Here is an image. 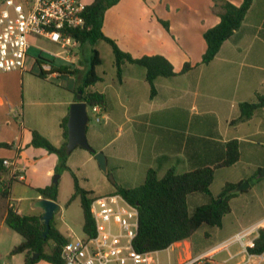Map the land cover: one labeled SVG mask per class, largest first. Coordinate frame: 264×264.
Listing matches in <instances>:
<instances>
[{
	"label": "crops",
	"instance_id": "1",
	"mask_svg": "<svg viewBox=\"0 0 264 264\" xmlns=\"http://www.w3.org/2000/svg\"><path fill=\"white\" fill-rule=\"evenodd\" d=\"M227 1L239 6L243 0ZM218 9L214 8L213 0H120L105 11L101 30L121 50L135 58L162 55L176 72L173 77L155 79V93L151 96L144 68L125 63L124 76L116 84L114 78L104 80V72L99 74L96 67L99 81L90 90L103 93L107 98L105 116L108 123L103 130L108 129L111 121L117 122L123 143L118 152H108L106 148L111 140H105L103 133H97L92 135V142L95 143L93 149L105 153L109 173L115 176L117 185L130 188L139 186L149 168L155 169L159 178L170 168L179 174L190 171L193 161L186 154L188 151L196 154L200 160L212 161L214 146L209 141L224 143L237 140L242 153L237 163L226 166L228 170L240 166V171L232 173L223 170L226 167L215 170L210 186L215 196L225 183H250L258 169L264 168V107L256 110L246 121L233 122L240 115L238 106L241 102H255L257 95L264 96V0H253L240 28L222 44L219 53L209 64H202L201 56L206 50L203 33L219 23ZM161 22H166L169 30ZM28 52L25 71L0 73V145H3L0 146V159L12 161L16 175L21 174V178H16L17 181L12 184L8 197L0 196V242L8 241L10 251L23 239L19 234L10 236L9 227L4 222L7 206L13 207L20 215L42 217L43 210L35 206L42 197L36 194L35 189L48 185L26 181L27 167L22 157L34 159L33 171L39 168L36 164L42 159L49 161L53 167L59 162L56 153L31 146V132L35 130L54 147H62L64 138L60 123L68 116L69 105L76 100L74 93L88 70L87 59L84 58L83 63L80 58L85 52V44H81L75 52L73 68L69 67L64 73L52 66L51 62L32 57ZM53 55L61 54L55 51ZM184 63H189L191 68L183 74ZM45 64L50 66L49 71L44 68ZM79 66H84L83 71H78ZM41 71L43 76L40 75ZM34 77L44 84H55L65 94L51 99L52 91L46 87L36 93ZM51 105L56 109L45 111V107ZM116 107L120 114L118 119L111 115ZM92 158L90 154L86 161L95 175L97 165L92 163ZM6 169L1 180L12 175V169ZM50 170H46L44 175H48ZM217 177L222 178L221 181H217ZM257 189L256 185L250 183L247 190L238 192L229 201L230 212L224 215L221 227L215 232L218 239L215 238L212 245L200 249L193 248L190 241H182L189 247L178 264L197 256H203V260L212 264L213 256L226 247L227 239L255 228L248 235L250 239L241 242V249L235 253L228 252L230 256L247 253L245 249L253 245L258 228L264 227V214H257L243 204L246 194L254 193ZM198 202L203 203L201 197ZM244 218H247L248 226L234 227ZM55 227L62 235L69 237L70 234L65 235L60 231L56 222ZM223 229L225 238H220ZM5 262L0 255V264ZM36 264L51 263L41 260Z\"/></svg>",
	"mask_w": 264,
	"mask_h": 264
},
{
	"label": "trees",
	"instance_id": "2",
	"mask_svg": "<svg viewBox=\"0 0 264 264\" xmlns=\"http://www.w3.org/2000/svg\"><path fill=\"white\" fill-rule=\"evenodd\" d=\"M119 1L93 0L91 4H86L84 27L76 30L73 35L81 44L88 42V44L94 45L96 41L102 40L111 46L118 82H121L123 77V65L125 63L144 68L145 80L150 85V95L153 96L155 93L154 80L158 77H173L176 72L164 56L154 54L140 58L132 57L130 53L121 50L112 38L102 32L105 11ZM252 2L253 0H243L239 6H236L227 0H213L214 8H219L217 14L220 21L216 26L203 33L206 50L201 56L200 62L202 64H209L219 53L222 44L240 28ZM161 24L166 30H169L166 22H161ZM98 52V50L92 49L87 58V74L78 91H81L82 101L86 102L89 108L99 106L101 110H106L107 98L105 94L96 91L87 92L88 88L99 81L95 69L102 61ZM190 68L189 63H184L181 73H186ZM68 70L69 67L58 68V71L63 73ZM43 74L41 71L40 75L43 76ZM238 107L240 115L233 122L246 121L251 118L256 110L264 107V96L257 95L255 102H241ZM67 121L68 116L63 118L60 123L64 138L62 147H54L46 137L35 130L31 132V146L58 155L59 163L54 171L60 173L67 170L69 172L73 179L74 192L68 203L76 197L79 198L83 213V234L93 236L95 234L94 219L90 213V205L96 195L92 191L83 189L74 170L66 165ZM209 143L214 146V159L212 161L200 160L196 154H190L191 151L186 152L189 159L193 161V168L190 171L179 174L170 168L159 178L157 171L149 168L139 186L130 188L116 183L112 184L114 186L112 193L121 194L138 210V230L132 245L135 252H159L182 241H190L193 248L200 247V249L214 243L213 240H209L211 232L213 233L215 229L221 227L224 215L230 212L229 201L238 195V192L234 191L238 184L225 183L216 196L212 194L210 186L215 176V170L234 165L239 161L242 153L240 143L237 140L224 143L209 141ZM7 145L4 144V146ZM6 171L7 169L0 159V196L3 198L8 197L12 184L17 181L12 176L6 180H1V175ZM262 171L264 168H259L254 178ZM35 191L44 199L57 201L58 183L37 188ZM199 197L202 198L203 203L198 202ZM54 218L50 220V230L44 238L43 232L46 227L39 217L20 215L13 207L7 206L4 222L10 230L23 238V241L12 248L10 255L24 254L25 264H36L39 260H45L51 264H63L60 251L68 239L57 230ZM199 230H203L201 235H197ZM257 234L253 245L245 249L250 256L264 254V227L258 228ZM205 240H208V243H205ZM34 254L38 255L37 259L32 258Z\"/></svg>",
	"mask_w": 264,
	"mask_h": 264
},
{
	"label": "built area",
	"instance_id": "3",
	"mask_svg": "<svg viewBox=\"0 0 264 264\" xmlns=\"http://www.w3.org/2000/svg\"><path fill=\"white\" fill-rule=\"evenodd\" d=\"M85 7L82 0H0V73L25 71L27 52L34 39L50 42L61 49L60 54L73 58L81 46L73 33L84 27ZM44 68L50 70L47 64ZM90 109L95 113L101 111L99 106ZM2 163L12 169V177L21 178V174L16 175L12 161L3 159ZM90 213L95 234H84L81 238L71 233L61 247L63 264H160L157 252L133 250L139 213L121 194L96 196ZM251 231L255 228L236 238L241 239ZM260 258L264 259V254ZM202 260L203 256H197L183 264Z\"/></svg>",
	"mask_w": 264,
	"mask_h": 264
},
{
	"label": "rangeland",
	"instance_id": "4",
	"mask_svg": "<svg viewBox=\"0 0 264 264\" xmlns=\"http://www.w3.org/2000/svg\"><path fill=\"white\" fill-rule=\"evenodd\" d=\"M85 3H90L92 0H82ZM32 47L29 50L28 54L32 57H40L43 60H46L48 62H51V65L55 68L60 67H70L73 68V61L74 59L71 58L70 60L66 58L64 54H61L59 56H54L53 53L55 51L61 50L56 45L47 42V41H40V40H31ZM92 49H96L99 52V56L101 58V65L97 67V71L99 74H102L104 72V80H108L111 78L115 79L116 84L118 83L117 75H116V69L114 67L113 63V55H112V48L111 46L102 41L98 40L94 45H90L85 43V52L82 56H80L81 61L85 63L84 58L87 59ZM85 65V64H84ZM78 71L82 70L84 66H79ZM141 69V67L136 66ZM83 71V70H82ZM81 71V73H82ZM83 74V73H82ZM124 76V72H123ZM52 82H57L55 80H52ZM26 86V85H25ZM52 91V98H59L61 95H64L65 93L62 91L61 88L55 86V84H44L39 80V78L33 79V88L35 92L39 93V90L43 91L42 89L45 88ZM21 92V91H20ZM87 92H92L90 88L87 89ZM122 94V92L120 93ZM78 95V91L74 93V96L76 97ZM21 97V93H20ZM73 97V95H72ZM52 101V100H51ZM52 104V103H51ZM54 109H56V106L54 105L45 107V111L51 112ZM88 116H89V124H87V140L88 143L93 147L94 142H92V135L103 133L105 140H111V144L109 147L106 148V151L108 152H118L119 149H121L122 146V138L121 136V130L119 124L116 122L109 123L107 125V130H103L104 125L108 123V119L106 118V110L100 111V113L93 112L90 108L87 109ZM57 112V111H56ZM114 118L118 119L119 117V109L116 107L115 111L111 114ZM97 118L100 119V121H97ZM106 126V125H105ZM94 148V147H93ZM90 156V154L85 151L83 148L76 147L74 148L69 155H67L66 159V165L74 170L75 174L77 175L79 179V184L83 189L93 191L94 195H104L109 194L113 192L114 186L111 184L112 182L108 180L107 175L102 173V170L98 166L97 161L93 157L91 160L92 163H95L97 165L96 168V174L92 173V170L90 168L89 162H87V158ZM25 161V165L27 169L25 170L26 174V181L30 184H52L53 178L55 175H57L58 180V190L59 194L57 196V200L60 206V211L56 213L54 221L59 226L60 231L67 235L74 233L77 236L83 237V231H82V224H83V213L82 209L80 207L79 199L75 198L70 203H68V200L70 196L74 192V186H73V179L70 176L69 172L67 170H63L60 173L55 172V167H53L52 164H50L49 161L42 159L40 160L36 165H38V169L36 171H33V158L25 156L22 157ZM32 166V167H31ZM48 169L50 170V173L48 175H44V172ZM223 170L231 171L232 173L236 171H240V166H236V168H232L231 170H228L227 167ZM111 174V173H110ZM112 175V174H111ZM113 176V175H112ZM114 181L116 182L115 176L113 177ZM222 178H216L217 181H221ZM114 182V183H115ZM250 183L256 185L259 189H257L256 192H249L246 194L245 202L243 203L246 208L253 209L257 214H264V177L259 178L258 175L256 178H251ZM244 199V198H243ZM203 201V200H202ZM17 205V203H14ZM24 204V203H23ZM26 204V203H25ZM241 210V208H240ZM243 222L237 223L234 225V227L242 228L243 226H248L247 218L242 219ZM6 227V225H5ZM9 229V228H7ZM219 229V228H218ZM217 229L211 232V237L209 238L210 241H216L214 240L216 238L215 232ZM10 236H19L14 231H11L9 229ZM201 232H197V235H201ZM243 232V231H242ZM220 238H225V231L224 229L220 232ZM251 237V236H250ZM248 235L243 236L241 239H237L236 237H231L225 241L226 247L223 248L221 251L216 253L213 256V262L212 264H264V259L260 258L259 256H248L247 253L241 252L237 253L233 256H230L229 253H235L238 249L242 248L241 240H247L250 239ZM23 239V238H22ZM218 239V237L216 238ZM205 243H208V240H205ZM9 243L8 241L0 242V255L2 256V260L6 261L5 263L8 264H24V255L22 254H16V255H10L11 251L9 250ZM189 245L187 243H180L177 246H170L165 250L157 252V258L160 264H178L180 258H183L185 256V251L188 249ZM48 249V248H47ZM7 251V253H5ZM12 256L14 258L12 259ZM246 257V259L243 258ZM41 261V260H39ZM203 263L201 264H209L207 261L203 260ZM4 263V264H5ZM45 263V262H43Z\"/></svg>",
	"mask_w": 264,
	"mask_h": 264
},
{
	"label": "water",
	"instance_id": "5",
	"mask_svg": "<svg viewBox=\"0 0 264 264\" xmlns=\"http://www.w3.org/2000/svg\"><path fill=\"white\" fill-rule=\"evenodd\" d=\"M88 106L86 102L82 101L81 91H78L76 100L69 105L68 121L66 123L67 129V142L65 153L67 155L76 148H83L88 153L92 154L97 161L102 173L107 175L108 180L114 183L113 176L109 173L107 157L102 151H95L87 140V124H89ZM258 177H264V171L258 174ZM57 175L53 178V183H57ZM250 186L248 181H243L234 189L235 192L247 190ZM35 206L43 210V216L40 221L45 225L43 237L45 238L50 230V220L54 218L55 213L59 211V205L56 201L41 198L36 201ZM33 259H37L38 255L34 254Z\"/></svg>",
	"mask_w": 264,
	"mask_h": 264
}]
</instances>
